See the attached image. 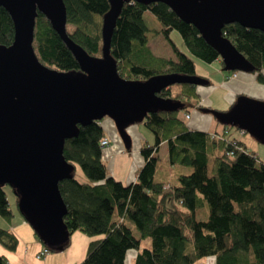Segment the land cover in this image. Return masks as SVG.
<instances>
[{"label":"trees","instance_id":"1","mask_svg":"<svg viewBox=\"0 0 264 264\" xmlns=\"http://www.w3.org/2000/svg\"><path fill=\"white\" fill-rule=\"evenodd\" d=\"M66 3L73 13L68 9V33L91 55L101 56L103 16L110 1ZM145 10L161 22L157 32L167 39L176 59L152 52ZM75 30L83 41L74 37ZM173 30L180 32L193 56L208 63L220 59L225 69L219 53L198 28L167 4L129 1L122 7L111 40V54L120 75L130 80L169 73L196 75L195 60L173 41ZM222 34L255 66L253 73L264 85V31L229 23ZM13 38L12 18L0 7V44L8 45ZM33 45L48 66L68 73L80 71L79 62L42 13L36 18ZM173 85L159 95L178 99L184 107L150 112L141 121L153 132L155 142L142 143L144 163L134 181L125 183L108 172L101 146V139L107 137L104 118L79 125L78 134L66 140V160L75 169L80 165L84 175L79 177L75 170L72 178L60 182L67 205L64 222L70 235L76 230L102 235L89 242L85 258L78 264H125L128 250L139 248L144 238H151L152 245L138 249L133 264H196L210 255L216 256V264H264V161L235 135L230 136L231 130L240 131L238 127L223 125L221 132L191 128L186 118L190 109L210 106L201 103V85ZM163 142L173 166L191 167L188 173L179 172L175 182L157 178V153ZM201 210L205 219L197 218ZM0 215L9 221L15 215L5 186H0ZM17 244L14 232L0 227V245L12 251ZM7 263L6 254L0 252V264Z\"/></svg>","mask_w":264,"mask_h":264},{"label":"water","instance_id":"2","mask_svg":"<svg viewBox=\"0 0 264 264\" xmlns=\"http://www.w3.org/2000/svg\"><path fill=\"white\" fill-rule=\"evenodd\" d=\"M103 16L102 55L93 56L67 31L65 0H0L10 14L14 38L0 44V186L13 187L18 208L39 239L50 250L70 242L64 222L67 205L60 182L74 176L75 165L64 156L66 140L79 125L108 116L127 146V127L150 112L176 111L184 103L159 93L175 83L207 85L200 75L169 73L146 80L120 75L111 54V40L125 2H163L184 21L192 23L219 53L228 71L256 68L222 34L229 23L264 31V0H109ZM45 15L80 65L68 73L52 68L38 57L33 42L36 18ZM217 121L250 133L264 144V101L240 95L230 109L211 107Z\"/></svg>","mask_w":264,"mask_h":264},{"label":"rangeland","instance_id":"3","mask_svg":"<svg viewBox=\"0 0 264 264\" xmlns=\"http://www.w3.org/2000/svg\"><path fill=\"white\" fill-rule=\"evenodd\" d=\"M66 2H68V0H66ZM68 9H69L70 15H72L73 13L69 5H68ZM144 18L149 28V31L147 34L150 38L149 45L152 47L153 53L159 56H165V57L176 59V55L173 52L172 47L167 41V39L164 37L162 33L157 32L162 27L161 22L157 19V17L150 10H145ZM69 25L72 30L75 29L73 24H69ZM73 35L79 41H83V37L80 36V33L77 30H75ZM171 38L181 50H183L185 53L193 57L196 63L197 72L200 74H204L211 79V84L200 86V87L204 86L207 88L210 87L208 89L209 90L211 89L208 98H206L205 101H203L204 99L201 100V103L205 105L209 103L212 106L211 107L212 109L225 111L231 108V106L234 104V102H236L237 98L240 95H248L250 97L259 98L264 101V89L260 90L261 91L260 92L259 89H256L255 86L253 85L248 87V89L244 91L243 93L237 94V93L231 92L225 85L221 83L222 79L220 77L221 76L220 73H223V75H229L231 71L224 70V69L221 70L217 62L208 63V62L203 61L200 58L193 56L188 50L187 46L184 44L182 35L180 34L178 30H173V32L171 33ZM239 72L243 73L244 71H239ZM247 73H250V72H247ZM176 89H177V86L173 85V90H176ZM204 108H208V107L205 106L203 108L202 107L201 108L200 107L191 108L190 113L191 115H193V119L192 120L189 119L188 122H190V124H199L197 128H202L200 130L205 129V130L212 132L215 130L223 129L224 127L223 124L217 121V118L215 117L213 112L206 111L204 110ZM103 120H104V123L109 120L113 122L112 118L108 116L104 117ZM113 123H114V126H113L112 131H110L107 127L104 128L105 134L109 137V144L103 147V150H104L103 160H105V163L107 164L109 174L111 175L114 174L118 178L128 181V180H131L130 176L132 172L129 173L131 169L133 170L137 168V166H139V163H137L138 162L137 158L138 159L141 157L143 158V155L140 151L142 143L144 141L147 142V140H150L151 144L154 143L155 136L153 132L149 130L143 123L141 122L133 123L127 127V132L131 137V142L129 146H127V143L125 142L124 138L120 135L119 131L117 130L115 122ZM242 137L247 143L248 150L258 153L260 159L264 161V144L260 143L256 137H254L253 135L247 132L242 134ZM116 143H118L119 145L118 151L125 152L124 153L125 156L123 157L127 158V160L123 161L124 165L122 163L118 165L117 163L118 160L113 158V154H109V155L106 154L105 149L109 147L110 145L111 146L116 145ZM157 155L159 156V161H158V166H157V178L159 179L167 180L169 182H175L174 178L176 177L177 174H179V172L188 173L191 171L190 166H185V165H180V164L173 166L170 163L168 145L166 142L162 146L160 145ZM211 162H212V159L209 164L210 167H211ZM126 165H128L130 170L129 169L125 170ZM75 170H76V174L79 177L84 175L80 165H77ZM137 174H138V171H137ZM172 178L173 180H171ZM5 190L7 191V194H8L10 206L11 208H13V210H15L14 217L16 216L17 213L23 217V215L19 211L18 203L15 198L16 194L14 192L13 187L10 185H5ZM205 207L207 209V206ZM114 217L118 218L116 213ZM197 218L205 219L206 214L203 213V211L201 210L197 214ZM128 223L134 229L135 233L138 235V231L136 230L134 224L130 220L128 221ZM0 227L10 228V221L1 215H0ZM100 236L102 235H90L81 230L74 231L70 235L69 244L63 250H60V251L50 250L49 252L50 254H55L60 257L59 260H55L54 264H78L79 262L84 260L86 253H87L89 242L95 238H99ZM151 245H152L151 238L142 239L141 245L139 248H131L128 250L127 255H126L125 264H133L138 249L141 250L146 247H151ZM76 247L78 248L76 249ZM196 264H216V256L215 255L205 256L199 259L196 262Z\"/></svg>","mask_w":264,"mask_h":264},{"label":"crops","instance_id":"4","mask_svg":"<svg viewBox=\"0 0 264 264\" xmlns=\"http://www.w3.org/2000/svg\"><path fill=\"white\" fill-rule=\"evenodd\" d=\"M150 48L153 52V49L151 46H150ZM214 62H217L219 64L221 70H222V65H221L220 59H217ZM196 71H197V68H196ZM197 74L200 76H203V77L207 78L209 81H211V79L208 76H206L204 74H200L198 72H197ZM220 75H221L220 77L222 79L221 83L223 85H225L231 92H234L237 94L243 93L251 85L255 86L256 89H259V91L264 89V85L257 81L256 74L251 73V72L250 73H247V72L240 73L238 71L237 75L235 77L233 76L232 71L229 75H223V73H220ZM208 88H210V87H208ZM208 88L204 87V86L199 87L201 99L202 100L204 99L203 101H205V99L208 98V96L210 94L211 89L209 90ZM207 105L212 107L209 103H207ZM189 119L190 120L193 119V115H191V113H190V117L187 118L188 125L193 129L194 128L195 129H202V128H197V126L199 124H190V122H188ZM113 122L109 120V121H106L104 123V120H103L104 128L107 127L110 131H112L113 126H114ZM194 125H196V126H194ZM224 129L225 128H223L221 130H215V131L221 132ZM203 130H205V129H203ZM206 131H208V130H206ZM215 131H213V132H215ZM230 133H232V135H230V136L235 135L240 141H242L247 146V143L243 139L242 133L240 131L231 130ZM147 142L150 143V140H147ZM164 143L165 142H163L161 144V146ZM118 148H119V145H118V143H116V145H113V146L110 145L105 150H106V154H108V155L113 154V158L118 160L117 163L119 165L120 163L123 164L124 163L123 161H126L127 158L123 157V156H125L124 155L125 152L124 151H121V152L118 151L119 150ZM120 153H122V154H120ZM253 153H255V152H253ZM255 154L257 156H259L258 153H255ZM102 157L104 159V150H103V156ZM137 160H138L137 163H139V166H137V168H135L133 170L131 169V171L129 172V173L132 172V174L130 176L131 180H128V181L124 180V179L122 180V179L118 178L117 176H115L114 174H112V175L115 176L117 179H120L121 181L125 182V183H129L131 181H134L137 177V171L139 169L138 167H141L142 164L144 163V158H142V157L139 159L137 158ZM128 169H129V167H128V165H126L125 170H128ZM9 229L12 230L14 232V234L17 236L18 244H17V248L15 250H12V251L6 250L5 248H3L0 245V252L6 254V256L8 258L7 264H54L55 260H59L60 257L58 255L50 254V253H48V254L44 255L43 257H40V258L37 257V254L43 249L44 243L37 237L34 229L25 220V218H23L20 214L17 213L16 216L10 221V228Z\"/></svg>","mask_w":264,"mask_h":264},{"label":"built area","instance_id":"5","mask_svg":"<svg viewBox=\"0 0 264 264\" xmlns=\"http://www.w3.org/2000/svg\"><path fill=\"white\" fill-rule=\"evenodd\" d=\"M237 75L236 72L233 73V76L235 77ZM190 117V113H187L186 114V118H189ZM240 132L242 134H244V130L240 129ZM109 144V138L108 137H103L101 139V146H107ZM50 252V249L44 245L43 249L37 254V257L40 258V257H43L44 255L48 254Z\"/></svg>","mask_w":264,"mask_h":264},{"label":"bare ground","instance_id":"6","mask_svg":"<svg viewBox=\"0 0 264 264\" xmlns=\"http://www.w3.org/2000/svg\"><path fill=\"white\" fill-rule=\"evenodd\" d=\"M255 91V90H254ZM78 247H76V249H77Z\"/></svg>","mask_w":264,"mask_h":264}]
</instances>
